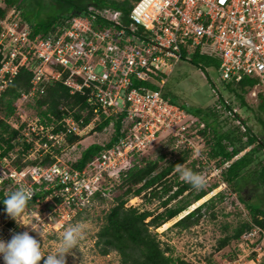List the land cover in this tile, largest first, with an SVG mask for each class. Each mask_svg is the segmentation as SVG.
<instances>
[{"label":"built area","instance_id":"obj_1","mask_svg":"<svg viewBox=\"0 0 264 264\" xmlns=\"http://www.w3.org/2000/svg\"><path fill=\"white\" fill-rule=\"evenodd\" d=\"M196 53L219 60L217 69L224 82L257 78L252 90L256 95L258 86H264V0H133L125 18L119 9L94 3L60 20L46 34L36 35L13 6L0 17V96L25 67L33 74L32 87L21 99L45 94L66 73L64 82L71 93L86 98L84 109L66 108L58 122H43L39 115L24 119L21 112H16L21 120L8 119L20 130L19 140L35 143L30 149L35 153L27 156L42 159L54 148L62 150L69 145L68 135L84 138L111 116L123 117V126L117 140L85 168L61 163L56 154L52 165L13 168L0 183L9 179L34 195L50 190L51 198L62 199L55 208L61 215L64 206L72 212L86 209L98 197L111 195L136 156L163 133H170L174 147L206 160L202 154L206 144L198 133L205 123L165 98L162 90L133 84L155 81L160 72L169 74L174 65ZM165 82L163 77L161 83ZM89 114L92 117L86 121ZM237 250L233 259L210 262L199 257L191 264H264V227L252 223L238 240Z\"/></svg>","mask_w":264,"mask_h":264},{"label":"trees","instance_id":"obj_2","mask_svg":"<svg viewBox=\"0 0 264 264\" xmlns=\"http://www.w3.org/2000/svg\"><path fill=\"white\" fill-rule=\"evenodd\" d=\"M57 1L64 6L69 14L56 21L48 20L45 23H31L33 35L39 33L46 34L60 20L71 17L75 13H81L94 3L98 6L110 5L114 9H119L123 12L125 18L131 10L133 0ZM17 2L18 0H4L5 6L0 7V17H4ZM21 15L27 20L24 13ZM189 62L198 67L219 66L218 59L202 56L198 53L194 54ZM32 77V72L22 67L18 75L0 96V162L5 157L11 160V163L6 166V172L13 168L22 170L26 166H50L57 161L55 155H60L61 152V147H57L54 148L53 153H47L42 159H26L33 144L32 142L19 140L20 130L14 128L8 122V119L19 120L16 113L18 108L17 101L22 97L23 93H27L31 89ZM66 77L67 73L61 81H55L49 85L45 94L31 99L30 105L35 108L36 114L40 116L43 122L53 120L58 122L67 113L66 108L74 110V107L78 105L80 110L85 108L86 98L79 92L75 94L71 93L70 88L64 82ZM163 77H166V74L160 72L155 77V81H133V84L135 86L145 85L153 90H162V95L165 98H169L172 103L185 108L189 113L205 123L206 127L198 133L201 140L206 144V153H202L206 160L204 162L203 160H199L200 157H198L196 162L192 161V171H198L197 168H194L198 163L205 165L213 161L218 168H222V180L232 192L240 194L243 187L248 184H252L256 189L261 190L259 203L247 202L240 196L241 194L239 195L241 201L246 206L245 209L248 214H243L246 216L239 219V222L232 228V231L219 239L217 248L219 250L228 247L232 241L233 243L235 242L234 250L231 253L224 254V257L229 259L236 258L238 255V240L242 233L249 229L252 223L264 227V118L258 116L261 127L258 132L254 131L248 125L247 120L242 118L238 112L233 113L234 107L231 103L226 102L222 96L219 97V103L225 110H220V113L212 109L203 110L195 106H188L184 100H177L171 97L168 91L164 92L165 83H161ZM257 82V78L245 77L240 82H225V84L228 91L241 101L242 106H245V95L255 88ZM256 91L255 96L259 99V112L264 113V86H258ZM229 111H232V113H229ZM223 112L228 113L230 120L237 124L231 128H227V121L226 125L225 123H221L219 117ZM75 115L78 118L80 115L79 111L75 112ZM229 116H227V120ZM91 117L92 115L89 114L86 121H89ZM112 119L114 120V128L110 139L106 143H94L84 149L80 157L71 164L72 166L80 169L85 168L105 147L112 145L117 140L123 126V117L116 119L111 116L97 126L96 129L103 131ZM24 125L21 126L24 127ZM81 139L82 137L70 134L67 136V143L73 144ZM172 149L169 153H161L156 159L141 157V162L139 163L135 162L139 155L136 156L133 167L123 177L122 183L118 186V189L124 188V191L115 196V204L105 214L104 221L97 232L95 244L101 255L116 252L120 257V264H187L184 260L174 256L173 248L168 242L162 241L160 235L155 230L180 216L183 212L187 213L173 223L170 229L176 227L188 229L199 224L204 216L202 210L210 206L212 200H207L192 210H190V207L206 197L219 184L214 183L207 189L196 191L190 183L182 181L179 173L175 172V165L178 163L184 165L189 160L190 154L188 151L182 150L179 156L172 158L169 157L174 155L170 154L173 152ZM11 153L16 156L13 158ZM171 175L174 176L170 177ZM8 182L12 181L5 179L0 189V213L6 218L10 216L6 213V206L3 200L6 197V193L10 192L6 187ZM50 193V190L36 191L34 197L28 200L26 207L31 208L46 201ZM219 195L223 196V193H219ZM137 196L150 200L166 197L161 201L164 210L155 213L152 210L143 209L139 206L126 205L131 197ZM51 199L52 202L48 204L49 210H53L62 201L57 196ZM175 199H178L176 203L169 206ZM239 213L242 215V211ZM213 216H215L214 213ZM13 221L10 217L9 224L12 225ZM230 226L231 224H225L223 230H229ZM207 260L210 262L217 261L214 258H210V256L207 257ZM40 264H43V260Z\"/></svg>","mask_w":264,"mask_h":264},{"label":"rangeland","instance_id":"obj_3","mask_svg":"<svg viewBox=\"0 0 264 264\" xmlns=\"http://www.w3.org/2000/svg\"><path fill=\"white\" fill-rule=\"evenodd\" d=\"M2 2L5 6L4 0H2ZM15 6L20 9L21 14H25L27 20H25L22 15L21 18L30 23V25H32L31 23H45L48 20L56 21L69 14L64 6L57 0H18ZM217 68L216 65L198 67L187 60H182L177 65H174L173 70L166 75L164 92L168 91L169 95L177 100H184L188 106H195L203 110L212 109L219 113L220 110H225L222 106L220 107L219 103V97L222 96V98L237 109L238 114L242 118L247 120L248 125H250L254 131L258 132L261 127L258 116L264 118V113H260L258 109L259 99L251 91L245 95L246 105L242 106L241 101L228 91L225 82L220 78ZM31 102V99L28 98L25 100L20 98L17 101V113L21 112L22 114H26V116L23 115L24 119L32 120L37 116L35 108L30 105ZM227 116H229L228 113H221L219 117L221 123H225L226 125L227 121V128L235 126L237 123H233L230 120V116L227 120ZM19 119L21 120L20 117ZM113 128L114 120H112L103 131L95 129V132L82 138L78 144L74 145L73 143L65 145L60 152L61 163L72 164L80 157L81 152L90 145L94 143H106L111 137ZM174 143L176 142L173 141L169 132L163 133L144 153L137 157L135 162H141V157L156 159L163 152H171L172 146L173 152L170 154L174 155L169 157L173 158L174 156H179L182 150L174 147ZM34 144L35 143H33V145ZM206 150L203 152L206 153ZM30 152L35 153L34 150ZM197 158L198 155L189 156V160L183 166L192 170V161L196 162V160H198ZM261 158L263 159L262 155ZM26 159L33 160L32 157L28 156ZM10 163L11 160H2L0 162V182L4 179L6 166ZM194 168L198 170L196 173L203 175L206 179V185L202 189H207L214 183L219 184V186L204 197L203 201L200 203L202 204L207 200H212L210 206L202 210L204 216L201 221L199 224L188 229H181L179 227L170 229L173 223L187 213L183 212L182 215L169 221L168 227H160L155 230L160 235V239L168 242L173 248L174 256L184 260L187 264H191L194 258L199 257L210 256V258L221 260L224 258V254L231 253L235 247V242L233 243V241L228 247L222 250L217 248L219 239L232 231V228L236 226L239 219L246 216L243 214H248L245 209L246 206L241 201L240 196L247 202L259 203L261 195V190L256 189L252 184L244 186L240 193L241 195L232 192L228 185L222 180V168H218L213 161L205 165L203 163H198ZM173 176L174 175H171L170 177ZM6 185L7 190L10 192L20 189V185L14 186L13 182H8ZM1 186L2 183H0V189ZM195 190L199 191L200 189ZM123 191L124 188L118 189L117 186L111 195L106 198L98 197L95 202L86 209H73L72 212L64 206V208L62 207L60 209V214H65V218L58 215L59 212L55 211L56 207L53 210H49L48 204L52 202L50 196L46 201L34 207H26L21 216L17 217V221L11 218L14 220L12 225L9 224L10 217L6 218L0 213V240L10 241L14 233L28 231L30 235L40 242L41 252L46 256L56 251L61 241L62 233L66 228L81 224L83 230L78 241V247L72 249L75 256L68 254L67 264H120V257L116 252H111L108 255H101L98 252L95 242L97 239V232L104 221L105 214L115 204V196L121 194ZM219 193H223V196H220ZM163 199L153 198L150 200L142 196H137L131 197L126 205H135L158 213L164 210L161 204ZM177 200L178 199L173 200L169 206L175 204ZM195 204L190 207V210L199 205L197 202ZM240 211H242V215H240ZM70 212L71 214L68 215ZM213 213L215 216H213ZM37 216H41L43 222H38L36 219ZM21 224L30 225L24 226ZM225 224H231V228L227 231L223 230ZM31 226L38 228L41 236H39L36 231H33ZM0 264H4L3 254H0Z\"/></svg>","mask_w":264,"mask_h":264},{"label":"clouds","instance_id":"obj_4","mask_svg":"<svg viewBox=\"0 0 264 264\" xmlns=\"http://www.w3.org/2000/svg\"><path fill=\"white\" fill-rule=\"evenodd\" d=\"M175 172L179 173L180 179L190 183L193 188L199 190L206 185V179L203 175L193 172L190 168L182 164L175 165ZM33 192L29 189L20 188L16 191L6 193L3 203L6 206V213L17 221V217L24 212L27 202L32 198ZM38 222H43L41 216L36 217ZM19 224V223H18ZM24 226L30 224H21ZM41 236L38 228L32 227ZM83 226L76 224L66 228L61 237V241L56 251L43 255L40 242L29 234L28 231L14 233L10 241L0 240V254H3L4 264H67V255L75 253L72 249L78 247V241L81 237Z\"/></svg>","mask_w":264,"mask_h":264},{"label":"bare ground","instance_id":"obj_5","mask_svg":"<svg viewBox=\"0 0 264 264\" xmlns=\"http://www.w3.org/2000/svg\"><path fill=\"white\" fill-rule=\"evenodd\" d=\"M204 199V198H203ZM203 199H201V200H199L197 203H201L202 201H203ZM196 205V204H195ZM196 207V206H195ZM182 215V214H181ZM168 224H169V222L168 223H165L163 226H161V228H164V227H168Z\"/></svg>","mask_w":264,"mask_h":264},{"label":"water","instance_id":"obj_6","mask_svg":"<svg viewBox=\"0 0 264 264\" xmlns=\"http://www.w3.org/2000/svg\"><path fill=\"white\" fill-rule=\"evenodd\" d=\"M76 14V13H75Z\"/></svg>","mask_w":264,"mask_h":264}]
</instances>
